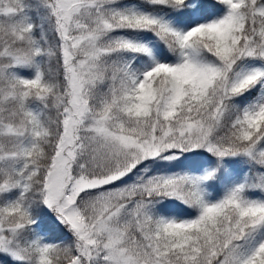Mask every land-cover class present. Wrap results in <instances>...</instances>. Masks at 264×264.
<instances>
[{
    "label": "snow or ice",
    "instance_id": "obj_1",
    "mask_svg": "<svg viewBox=\"0 0 264 264\" xmlns=\"http://www.w3.org/2000/svg\"><path fill=\"white\" fill-rule=\"evenodd\" d=\"M0 264H264V0H0Z\"/></svg>",
    "mask_w": 264,
    "mask_h": 264
}]
</instances>
